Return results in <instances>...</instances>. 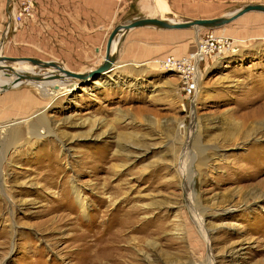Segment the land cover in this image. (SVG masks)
Listing matches in <instances>:
<instances>
[{
    "label": "rangeland",
    "instance_id": "obj_1",
    "mask_svg": "<svg viewBox=\"0 0 264 264\" xmlns=\"http://www.w3.org/2000/svg\"><path fill=\"white\" fill-rule=\"evenodd\" d=\"M161 1L167 10L151 15L153 0H112L104 41L136 19L184 24L264 6ZM37 6L8 31L0 9L1 55L86 70L70 57L73 35L39 46ZM132 34L157 54L124 60L121 42L117 69L68 93L1 91L14 80L0 73V264H264V13ZM210 34L229 47L198 64L188 96L163 62L192 56Z\"/></svg>",
    "mask_w": 264,
    "mask_h": 264
},
{
    "label": "crops",
    "instance_id": "obj_2",
    "mask_svg": "<svg viewBox=\"0 0 264 264\" xmlns=\"http://www.w3.org/2000/svg\"><path fill=\"white\" fill-rule=\"evenodd\" d=\"M112 0H38V44L51 35L57 41L62 35H73L70 39L71 58H76L86 70L75 72L88 73L100 66L105 55V28L109 26ZM2 4L4 5L2 8ZM0 9L6 14L5 2L0 0ZM239 19V18H238ZM134 30V29H133ZM127 32L122 40L124 60L139 63L157 54V42L148 41L138 34ZM122 48V47H121Z\"/></svg>",
    "mask_w": 264,
    "mask_h": 264
},
{
    "label": "water",
    "instance_id": "obj_3",
    "mask_svg": "<svg viewBox=\"0 0 264 264\" xmlns=\"http://www.w3.org/2000/svg\"><path fill=\"white\" fill-rule=\"evenodd\" d=\"M249 12L264 13V6L248 5V6H245L237 10L236 12L232 13L228 17L208 19V20H194V21H190L184 24H169L159 19L141 18V19L133 20L123 25H118L112 30V32L109 34L107 38L105 55L103 57V61L100 64V66L84 74H78V73L68 71L66 69H63L60 65H57L54 62H43V61L36 60L33 58L16 59V58L2 57L1 61H7L10 63L27 62L30 65L38 66L42 69L53 68L63 73L67 78L76 79L79 83H83L91 79H96L101 75H105L106 73L113 71L114 64L117 62V58L113 54H111V49H112V44H113L114 39L117 37L119 33H121V31L127 33L132 29L142 28V27H156L162 30H184V29L195 28V27L196 28L203 27V28H208V29L220 28L225 25H228L229 23L237 20L238 18L242 17L243 15ZM34 80L37 81L38 79L34 78ZM15 85L16 83L13 84L12 87ZM12 87H9V86L3 87V91L9 88H12Z\"/></svg>",
    "mask_w": 264,
    "mask_h": 264
},
{
    "label": "bare ground",
    "instance_id": "obj_4",
    "mask_svg": "<svg viewBox=\"0 0 264 264\" xmlns=\"http://www.w3.org/2000/svg\"><path fill=\"white\" fill-rule=\"evenodd\" d=\"M152 3H153L152 5H149L147 7L151 15L155 11H158L159 13L162 14L167 10L166 5L161 0H153ZM159 20H166V19L163 18V15H160ZM167 23L179 24V22H175L173 20H169L167 21ZM125 34H126L125 32L121 31V33H119L113 41L111 54H113L116 58L119 56V51L121 48L120 43L122 42ZM2 57L3 56L1 55V50H0V73L14 80L10 84H15V83L40 84L37 85V87L42 88L44 91H47L49 95H55L59 92L68 93L73 89L74 85L77 84L76 79L67 78L63 73L59 72L56 69L53 68L42 69L38 66L30 65L27 62L10 63L7 61H1ZM116 64L117 62L114 64V69L118 68L115 67ZM34 78H37L38 80L36 81L34 80ZM9 87L12 86L10 85ZM1 91H3V88Z\"/></svg>",
    "mask_w": 264,
    "mask_h": 264
},
{
    "label": "built area",
    "instance_id": "obj_5",
    "mask_svg": "<svg viewBox=\"0 0 264 264\" xmlns=\"http://www.w3.org/2000/svg\"><path fill=\"white\" fill-rule=\"evenodd\" d=\"M13 0H6V14L8 19V27L11 24L16 26L19 24L23 18L29 15L31 0H26L22 3L17 11L15 10V4H12ZM132 2L134 0H126ZM14 5L10 11V6ZM197 51L190 57H182L179 60H173V58H167L163 65L175 72L183 75L186 79L185 91L188 96L195 92V80L194 74L197 70L198 64L208 55L219 56L225 50V47H229L228 40H216L212 34L208 35L204 41L198 43Z\"/></svg>",
    "mask_w": 264,
    "mask_h": 264
}]
</instances>
